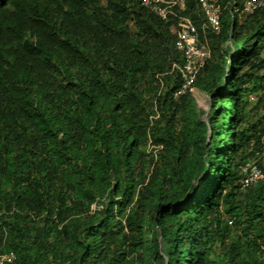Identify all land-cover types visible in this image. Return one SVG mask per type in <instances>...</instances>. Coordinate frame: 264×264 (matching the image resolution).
Here are the masks:
<instances>
[{
  "label": "trees",
  "instance_id": "1",
  "mask_svg": "<svg viewBox=\"0 0 264 264\" xmlns=\"http://www.w3.org/2000/svg\"><path fill=\"white\" fill-rule=\"evenodd\" d=\"M218 2L212 32L186 0L210 56L175 96L174 20L141 0H0L12 264H264V178L240 183L264 173V5Z\"/></svg>",
  "mask_w": 264,
  "mask_h": 264
},
{
  "label": "built area",
  "instance_id": "2",
  "mask_svg": "<svg viewBox=\"0 0 264 264\" xmlns=\"http://www.w3.org/2000/svg\"><path fill=\"white\" fill-rule=\"evenodd\" d=\"M142 4L162 18H172L171 31L176 35V46L183 55L181 67V86L175 92V96L194 90V83L200 70L210 56V50L202 44L198 26L194 20L184 14L186 0H142ZM264 5V0H245L244 11L251 13ZM199 7L205 18V28L212 32L221 29L222 9L218 0H199ZM246 172L242 179V186L262 177L261 170L255 165L247 164L243 167ZM233 219L230 221L232 222ZM15 259L14 253L0 256V264H11Z\"/></svg>",
  "mask_w": 264,
  "mask_h": 264
},
{
  "label": "clouds",
  "instance_id": "3",
  "mask_svg": "<svg viewBox=\"0 0 264 264\" xmlns=\"http://www.w3.org/2000/svg\"><path fill=\"white\" fill-rule=\"evenodd\" d=\"M141 3H142V0H141ZM143 5V4H142ZM144 6V5H143ZM145 7V6H144ZM147 8V7H146ZM200 8V7H199ZM149 9V8H148ZM150 10V9H149ZM151 11V10H150ZM153 12V11H152ZM155 13V12H154ZM156 14V13H155ZM158 15V14H157ZM159 16V15H158ZM161 17V16H160ZM204 17V16H203ZM162 18V17H161ZM163 19H168V18H163ZM205 19V18H204ZM173 24V23H172ZM172 24H171V26H172ZM170 30H171V28H170ZM172 32V31H171ZM173 33V32H172ZM174 34V33H173ZM175 35V34H174ZM176 36V35H175ZM176 40H177V37H176ZM177 47V46H176ZM178 49V48H177ZM179 50V49H178ZM180 51V50H179ZM181 52V51H180ZM183 56V55H182ZM181 70V69H180ZM176 92V91H175ZM247 164H250V165H255L256 167H258L260 170H261V168L255 163V162H252V161H249V162H246L244 165H242V167H241V171L243 172V177L241 178V181H242V179L245 177V175H246V172L243 170V167L245 166V165H247ZM261 172H262V177L261 178H259V179H257V180H255V181H253V182H251L250 184H253V183H255V182H257V181H259V180H261V179H263L264 178V173H263V171L261 170ZM240 181V183H241V188H243V187H246V186H248V185H250V184H248V185H246V186H242V182ZM11 253V252H10ZM4 254H7V253H4ZM4 254H0V256L1 255H4ZM14 261V260H13ZM13 263V262H12ZM11 263V264H12Z\"/></svg>",
  "mask_w": 264,
  "mask_h": 264
},
{
  "label": "rangeland",
  "instance_id": "4",
  "mask_svg": "<svg viewBox=\"0 0 264 264\" xmlns=\"http://www.w3.org/2000/svg\"><path fill=\"white\" fill-rule=\"evenodd\" d=\"M201 41H202L203 46L209 50V47H208L207 43L204 42L202 39H201ZM194 95H195V97H196V101H197V103H198L200 106L206 108L207 105H206V101H205V96H204V94L201 93V92H199V91H197V92H195Z\"/></svg>",
  "mask_w": 264,
  "mask_h": 264
}]
</instances>
